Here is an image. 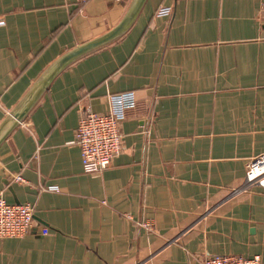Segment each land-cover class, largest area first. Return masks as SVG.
<instances>
[{"label":"crops","instance_id":"crops-1","mask_svg":"<svg viewBox=\"0 0 264 264\" xmlns=\"http://www.w3.org/2000/svg\"><path fill=\"white\" fill-rule=\"evenodd\" d=\"M130 1L0 0V125ZM162 7L171 14L159 17ZM126 92L137 103L121 152L87 174L73 144L81 107L105 113L108 97ZM261 155L264 0H147L121 40L61 72L0 146V193L35 209L28 235L0 239V264L264 261V193L245 185Z\"/></svg>","mask_w":264,"mask_h":264},{"label":"built area","instance_id":"built-area-1","mask_svg":"<svg viewBox=\"0 0 264 264\" xmlns=\"http://www.w3.org/2000/svg\"><path fill=\"white\" fill-rule=\"evenodd\" d=\"M172 9L162 7L159 17L169 16ZM109 109L105 113H96L89 107H81L80 119L76 129L74 143L80 150L83 170L87 174H100L107 170L122 149L121 123L126 113L136 106L134 92H126L108 97ZM13 181L25 182L21 175H15ZM245 185L258 187L264 193V155L249 161L245 173ZM46 191L58 192L57 187H48ZM35 209L29 204H9L0 193V239H22L34 227ZM141 226L149 232L155 227L149 221ZM47 229H41V235H48ZM203 264H264L260 255L246 258L238 255H213Z\"/></svg>","mask_w":264,"mask_h":264},{"label":"water","instance_id":"water-1","mask_svg":"<svg viewBox=\"0 0 264 264\" xmlns=\"http://www.w3.org/2000/svg\"><path fill=\"white\" fill-rule=\"evenodd\" d=\"M147 0H131L118 23L105 34L71 49L56 59L0 125V146L43 96L52 81L79 60L112 46L132 28Z\"/></svg>","mask_w":264,"mask_h":264}]
</instances>
